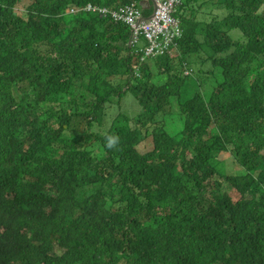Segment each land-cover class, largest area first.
<instances>
[{"label": "trees", "instance_id": "16d2710c", "mask_svg": "<svg viewBox=\"0 0 264 264\" xmlns=\"http://www.w3.org/2000/svg\"><path fill=\"white\" fill-rule=\"evenodd\" d=\"M139 1L0 0V264H264V0H183L162 84L82 11Z\"/></svg>", "mask_w": 264, "mask_h": 264}, {"label": "built area", "instance_id": "2783aa9c", "mask_svg": "<svg viewBox=\"0 0 264 264\" xmlns=\"http://www.w3.org/2000/svg\"><path fill=\"white\" fill-rule=\"evenodd\" d=\"M154 2L156 6L152 17L143 22H141V12L133 5L120 8L118 11L96 7H92L91 10L97 11L102 17L110 15L113 20L123 22L130 27L134 36L144 35L149 41L162 38L165 43L159 49L163 52L167 45L180 37V30L172 12L180 5L181 0H154ZM155 51L157 47L151 43L146 49V54H152Z\"/></svg>", "mask_w": 264, "mask_h": 264}, {"label": "clouds", "instance_id": "9594fccd", "mask_svg": "<svg viewBox=\"0 0 264 264\" xmlns=\"http://www.w3.org/2000/svg\"><path fill=\"white\" fill-rule=\"evenodd\" d=\"M133 5L135 8H137L140 12H141V22L143 21H148L154 11H155V2L154 0H142L139 2H132V3H126L123 4L117 8H109V7H105V6H97V5H93V4H87L82 11L87 13V14H94V15H98L101 19H109L114 23H121L125 26H127L126 24H124L123 22H119V21H115L111 18L110 15H107L106 17H102L97 11H92L91 8L92 7H96V8H105L109 11H118L120 8H124L126 6H130ZM183 5V0H181L180 5H178L177 7H175L174 11L172 12L173 17L176 19L177 21V26L178 29L180 30V37H177L173 40V44L170 43L169 45L166 46V48H164L165 50L162 52L160 51V46H162L165 41L162 38L159 39H154L149 41L147 38L144 37V35H139V36H134L133 32L131 31L130 27L127 26L130 30V38L128 41V45L133 48V50H135L136 52H139L141 54V61L146 62L147 60H152L155 59L157 57H161L164 56L165 54H169L171 55V53L173 51L178 52V43L179 41L182 39L183 37V31L180 27V21L178 16L175 15V13L179 12V8ZM90 7V9H88ZM150 9V13L148 15H144L143 11L144 9ZM78 11L74 10V9H70V13L72 14H76ZM142 42V45L139 47L138 44ZM151 43L155 44L157 47V51H155L152 54H146V49L151 45ZM153 61V60H152ZM117 84V83H116ZM126 96V95H124ZM141 110V109H140ZM119 137L115 134H111V135H106L105 136V147L107 149H113V148H117L119 145Z\"/></svg>", "mask_w": 264, "mask_h": 264}, {"label": "rangeland", "instance_id": "374dc122", "mask_svg": "<svg viewBox=\"0 0 264 264\" xmlns=\"http://www.w3.org/2000/svg\"><path fill=\"white\" fill-rule=\"evenodd\" d=\"M202 2H203V0H198L197 4H201ZM193 7L196 8V9H199L200 8L202 11L208 10V5L207 6L206 5H201V7H198L197 5H193ZM201 10H198L197 14ZM24 12H25V10H21L20 11V15L22 16V13H24ZM197 14H196V17L197 18H200V15H197ZM205 17H208V16L205 15ZM141 45H142V42H140L138 44L139 47ZM174 54H176L175 51H173L171 53V55H174ZM151 61L152 60H147L146 62L148 63L149 66H151V71L153 72V74L157 73V76H156V79H155L156 82L158 84L164 83L166 81V79H167V76H168L167 73L164 72L162 68L159 70L157 67L152 66L151 65L152 64ZM173 64H174V68L175 69H178L179 68V65H178V63H176V61L173 62ZM205 67L206 68L209 67V63L208 62L205 63ZM175 69L173 70V72H175ZM187 73H191V72L185 71V74H187ZM117 80L118 79L113 80V83H117ZM117 111L120 112V113H124V114H126V115H128L130 117H133V116H135L136 114H138L140 112V107L138 106L136 100L132 97V95L129 94V93H127L126 96H123L122 97V100L120 101L119 104H116L115 103L114 105H112L110 107V109L108 111V113L110 114L109 115V118H111L112 116H114L117 113ZM177 112H178V108L173 105L172 107L167 106L165 108V110H163L159 114V118H161L162 120L165 121L166 127H167L168 130H169L170 126L171 127H174L175 126L173 115L175 113H177ZM138 150L140 152H145L148 149L145 147V144H142V145L138 146Z\"/></svg>", "mask_w": 264, "mask_h": 264}]
</instances>
